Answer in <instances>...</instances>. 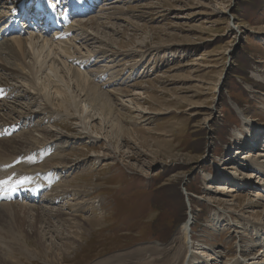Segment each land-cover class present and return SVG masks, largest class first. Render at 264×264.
<instances>
[{
  "label": "rangeland",
  "instance_id": "obj_1",
  "mask_svg": "<svg viewBox=\"0 0 264 264\" xmlns=\"http://www.w3.org/2000/svg\"><path fill=\"white\" fill-rule=\"evenodd\" d=\"M71 1L90 12L61 22L63 1L46 19L53 17L58 30L73 24L74 32L62 38L77 44L71 50L85 62L65 65L86 72L99 87L96 96L114 112L104 121L84 120L92 131L82 129L83 118L55 109L68 96L63 84L37 73L39 86H48L42 102L54 116L40 125L62 133L49 140L52 146L38 147L51 149L50 155L60 148L65 158L48 169L85 196L16 199L5 207L1 262L173 264L181 250L179 264H264V0H99L91 10L92 0ZM12 3L0 0L7 6L0 42L19 34L9 27L27 29V21L8 18ZM80 29L93 39L85 47L77 39ZM38 117L15 125L10 135L27 129L41 138L32 125ZM14 160L10 173L18 176L25 169L19 162L20 169L13 167ZM76 200L90 205L74 210L65 204ZM27 202L67 215L63 223L51 216L50 229L38 224L35 235Z\"/></svg>",
  "mask_w": 264,
  "mask_h": 264
},
{
  "label": "bare ground",
  "instance_id": "obj_2",
  "mask_svg": "<svg viewBox=\"0 0 264 264\" xmlns=\"http://www.w3.org/2000/svg\"><path fill=\"white\" fill-rule=\"evenodd\" d=\"M7 1L13 2L12 3L13 5H11L10 7L11 15H12L10 17H13L16 14L17 18L15 19V22H17L18 19H23L27 21L28 24H27V29H23L21 27L20 28L18 27L7 28L6 30H12L13 28H15L19 34H16V36H11V38H5L4 40L0 42V162H1L0 163V177H4L7 175H13L12 173H10L12 170L8 162L13 159H17L20 164V167L22 169H25V171L23 172V170H21L22 172L20 175L14 176V177H17L15 180H18V178L22 176L23 174H31V171L37 170V172H40L38 173V177L40 178V180H48L49 183L51 184L54 182V178L50 177L49 171L47 169L51 167H55V166H60L61 163H59V161L62 162V159L65 158V156L63 157L59 156L60 153L58 151H60V148H54L55 149L54 153L50 155V157H48L47 159L42 160L40 167H31L35 161H30V157L34 154L36 149L37 150L40 149L38 146H42V147H46L49 145L52 146L49 140L53 139V141H56V139L59 138L60 135L62 134L61 132H58L57 130L52 133L50 129L51 127L48 128L47 126L40 125L43 122L49 123L50 120H52L54 116L51 113L52 110H50L53 107H51L49 103L46 101L42 102L43 100L42 96L45 97L42 91L46 89L45 87L47 85L46 86L43 85L42 87L39 86L38 84L39 78L37 76V73L40 71H44L45 73L46 71L45 76H47L48 78H52V80L55 82L57 81L63 84L64 89L62 90V92L65 91L64 93H66L68 96L67 97L65 96L62 100L64 102L63 103L64 105L62 103L58 106L55 105V109L62 110V108L64 107L65 110L72 111L79 119L83 118V120L80 121V123L82 124V129H85L87 131L91 130L89 129L90 127L88 128L89 123L86 122L87 121L86 119H92L94 117L98 118L99 116L100 120L104 121L108 118V116H110V114L113 115L114 111H112L111 107L107 106L105 102L101 103L102 102L101 99L103 96L101 97V99H99V97L96 96L95 94V90L97 89L98 85L95 84L89 78L86 72H83L79 69L75 70L76 69L75 67H73L72 68L73 70H71V68H68L69 66L67 67L65 65L66 61H70L71 63L77 64L79 67L82 63L85 62L83 58H81L80 56H77L78 52L71 50L72 47L75 48L77 44L70 41V38H66V39L62 38L64 37V35L68 34V32L73 31L72 30L73 24L67 26L64 29L58 30L57 29L58 23L53 20V17L51 18L52 21L50 23L39 12L34 10V8L32 7V3L31 5H24V7L22 8L21 5L17 3V1L23 2V0H7ZM63 1L66 3L68 1L67 4L69 3L72 4L71 0H63ZM63 1L59 0L58 1L59 4L57 6L60 7ZM94 1L95 0H92L91 2L93 3ZM45 2H47L49 7H47L48 5L47 6L43 5V15H45L46 12L48 11L47 8L50 9L52 13H54L53 15H56V12L58 10L56 9V7H54L56 5L53 3V1L51 2L50 0L49 1L47 0ZM18 5L19 7H17ZM6 7H7L6 5L5 6L0 5V20L6 18L5 17ZM69 8H73V7L69 6ZM66 13L65 12L62 13L61 18L63 20L61 22L68 23L69 20H68ZM31 20H35V24H33ZM81 23H82V27H85L86 21L81 20ZM3 31L4 30H2V27H1L0 32H3ZM78 31L79 32L77 33V35L79 34L80 35L77 36V39L80 42V44H82L84 47L86 46L87 42L93 40L92 37L89 39H85L86 36L84 37L81 36V34H84L86 32L83 29H80ZM102 50H99V53H103L106 51V50L105 51H102ZM112 54H116V52H112ZM62 57L64 58V60H62ZM26 58H29L30 62H26ZM136 65L137 64L130 66V67H135ZM62 66L65 68V71H64L65 75L64 73H62L63 71L61 69ZM60 72L62 74H60ZM102 72H106V71H102ZM99 76H102V74H100ZM72 77H76L74 81H71ZM31 78H34V80H32ZM70 81L71 83L75 82V86L77 87V91L74 89V91H76L75 94L70 88L71 86L69 84ZM58 86L60 87V85ZM58 86L57 88H59ZM34 89L36 91H34ZM13 91H17L19 94L14 95ZM55 92H56V89H55ZM5 95L6 97H4ZM58 96L59 95H57V97ZM7 98H9L10 100L8 99L9 101L8 100L6 101ZM46 98H49V97L46 96ZM65 100L67 101L65 102ZM33 104L37 105L36 108H32ZM36 113L38 115H36ZM35 117L36 118L38 117L39 122H37V124H32V125L36 127L34 130L42 136L41 138H36L33 135V132L27 129L23 130L21 133H17V135L15 134L10 135L11 132H13L16 129L15 125H19L18 128H21V126L26 122L27 118L29 119V121H31L30 119L35 120ZM41 118L43 119V122H41L42 120ZM29 121L27 120L28 123ZM47 150L49 151L51 149H47ZM258 155L261 156V153H259ZM54 158H59V159H57L58 161H56L55 159L56 162L54 163L56 164L52 165L50 163ZM30 167L31 169H29ZM256 170H260V169L256 168ZM23 177L25 176L23 175ZM8 179L6 180L7 181L5 183L6 185L9 184L10 182H11V185L18 183L17 181H10ZM55 182H54L55 184L51 188L52 192H48V190L44 192V188H41L39 186L41 183L37 182V184H34L30 188L32 194H29V195L32 196V198H34L36 197L35 194H39L41 192L42 198L40 200L48 199V200H52L53 202H56V201L60 202L61 199L67 196L68 192H72V195H76L77 196L76 199H78V196H85L84 193H79V192H76L75 190L73 191L72 188L69 189L66 181L60 182L56 178ZM60 187L64 188L62 189V192L56 191L55 193L54 190ZM58 190H61V189H58ZM7 191L8 193L2 195V197L10 198L11 196H16V194L14 195L12 193L16 191L15 188L12 189V192L11 190H7ZM33 200L34 199H30L29 201H33ZM15 201L14 202L10 201L9 203L0 202V219L1 217H4V214L8 210V208H5V207L11 206L12 208L14 206L13 204L15 203ZM76 201L77 202L72 203V204L67 201L65 202V204H67L68 206H70V208L74 210L75 208L79 209L81 204L83 205L87 204V206L90 205L86 201H78V200ZM22 204L24 205V203ZM26 205H28L30 209L29 211L31 212L32 218H33L32 219L33 220V224H32L33 230L32 229L30 230H32V233H35V235L37 233L36 229L38 228V224H45L47 229L48 228L50 229L52 227V220H50L51 216L54 217L56 221H58L59 223L61 221L63 223V220H65L63 217L67 215L61 209L59 208L55 209V208H52V206L50 207V206H45V205L33 204V203L29 205L28 202L27 204L25 203V207ZM16 211L13 210L14 213ZM187 229H188V224H186L185 222V224L182 225L181 227V232L183 235H186ZM11 238H12V235H11ZM14 238L12 239V241L14 240ZM7 240H9V238H7ZM13 242H16V241L14 240ZM15 250L18 251V248H16ZM180 251L175 253L172 256L173 264L175 263L179 264L180 260H182V259H178L181 256ZM34 252L36 254L43 253L42 250L41 252H37L36 250H34ZM192 256L194 257L195 255H192ZM55 258L56 257L54 255L51 256V259L56 261L57 259ZM1 260H0V264H10L8 263L9 261L1 262ZM260 263H264V258H263V261H260Z\"/></svg>",
  "mask_w": 264,
  "mask_h": 264
},
{
  "label": "snow or ice",
  "instance_id": "obj_3",
  "mask_svg": "<svg viewBox=\"0 0 264 264\" xmlns=\"http://www.w3.org/2000/svg\"><path fill=\"white\" fill-rule=\"evenodd\" d=\"M6 183V181L0 180V184H4Z\"/></svg>",
  "mask_w": 264,
  "mask_h": 264
},
{
  "label": "water",
  "instance_id": "obj_4",
  "mask_svg": "<svg viewBox=\"0 0 264 264\" xmlns=\"http://www.w3.org/2000/svg\"><path fill=\"white\" fill-rule=\"evenodd\" d=\"M189 218H190V216H189ZM189 222H190V220H189ZM189 222H188V223H189Z\"/></svg>",
  "mask_w": 264,
  "mask_h": 264
}]
</instances>
